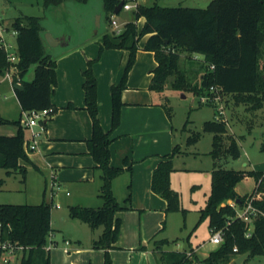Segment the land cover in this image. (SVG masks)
Instances as JSON below:
<instances>
[{"label": "trees", "instance_id": "1", "mask_svg": "<svg viewBox=\"0 0 264 264\" xmlns=\"http://www.w3.org/2000/svg\"><path fill=\"white\" fill-rule=\"evenodd\" d=\"M64 1L67 0H44V7L47 9ZM120 1L103 0V17L109 22ZM141 16L145 17V22L139 31L136 19ZM12 29L17 30L18 68L24 85L23 89L15 88L22 110L50 107L54 115L57 107L52 102V94L57 84V61L46 49L42 17L31 15L25 20L17 17ZM145 34L148 37L144 47L154 52L157 61L152 70V90L165 91L172 78V89L191 90L199 96L215 84L220 85L226 95L240 97L241 101L249 103L254 109L264 105V0H211L206 7L162 6L156 1L152 4L141 3L135 10V20L125 22L121 32H104L99 55L90 59L83 70L85 106L93 121L88 147L102 170L100 197L103 203L96 207L70 205L69 214L94 228L103 226L102 233L93 245L106 249L105 264H113L109 249L122 233L121 218L116 213L128 208L131 198L129 195L122 203L113 192V179L124 171V167L110 162L111 134L121 122L122 91L127 86L128 72L135 61L138 42ZM106 48H124L130 52L121 81L111 87L113 111L108 131L104 130L99 117L98 79L93 70L94 62ZM183 54H187L193 63L196 61L193 59L194 54L204 56L203 72L197 83L192 81L189 70L182 65ZM32 65H35L34 77L29 80L25 74ZM8 66L6 53L0 49V75ZM165 99L164 107L171 115L167 106L169 98ZM0 123L18 126L14 135L0 134V168H5L7 174L20 173L24 180L26 168L20 164V160H28L29 157L25 145L26 129L21 123V116L8 119L0 114ZM226 124L213 118L203 125L204 131L214 133L211 150L214 167L211 192L206 205L200 210L199 222L207 218L210 227L225 229L224 240L210 251L203 264H238L233 260L238 255H264V216L253 218V233L247 237L245 232L248 223L235 217L236 210L228 202L235 200L239 206H243L248 195L240 194L236 186L243 179L253 177L258 183L257 197L253 203L264 211V172L225 166L228 160L236 159L241 154L235 138H231L225 146L222 135L227 130ZM200 136L199 131L192 133L187 137V144L198 140ZM181 152L182 146L176 144L153 172L152 187L167 199V211L185 212L180 204L179 192L170 184V175L174 170L173 156ZM2 183L3 179L0 185ZM51 211L52 204L45 201L38 204H0V223L4 236L24 246L20 264H51L50 250L46 248L53 230ZM168 242L167 238L154 239L156 248ZM234 246L238 247L237 252L233 250ZM161 254L167 264H188L192 260L186 251L161 250Z\"/></svg>", "mask_w": 264, "mask_h": 264}, {"label": "rangeland", "instance_id": "2", "mask_svg": "<svg viewBox=\"0 0 264 264\" xmlns=\"http://www.w3.org/2000/svg\"><path fill=\"white\" fill-rule=\"evenodd\" d=\"M155 1L162 6L189 7H206L211 2V0H141L142 3L146 4H152ZM96 9H99V12L97 11L96 13ZM135 10V8L123 9L119 13H115L117 21L122 24L121 27H123V23L135 20ZM0 12L4 21H8L7 25L4 23L9 27L10 31L12 28L8 24H11L10 22L15 18L20 17L25 20L27 16L36 15L42 16L43 22L48 26L61 23L65 29L64 31L67 32L66 36L76 39L80 33H87L90 25L94 26L96 24L97 15L103 12V7L102 0H91L88 2L67 0V2L49 7V9H45L44 0H8L7 2L0 0ZM144 21V16L136 19L139 31L142 30ZM101 22V28L97 32L98 39L104 32L115 31L113 25L105 17H101ZM95 30L96 26L93 28V32L96 34ZM10 31L8 37L16 46L17 36L16 34H11ZM146 38V34L142 35L138 42L135 61L129 69L128 76L130 72H136L138 69H145L146 72H149L155 64L153 51L144 47ZM90 45L99 53V47L96 42H92ZM88 47L87 49H89ZM126 52L129 53L128 50ZM193 59L196 60L194 63L190 61V58L184 57L182 65L188 68L192 81L197 83L203 72L204 56L194 54ZM34 68L35 65H32L28 69L25 74L26 79L30 80L33 78ZM171 79L167 84L164 95L169 98L167 106H169L170 117L174 125L175 140L182 144L183 152L180 155H176L175 166L177 169L171 173L172 176L170 175V184L172 181L171 186L178 190L180 204L185 209V212L183 210L168 211L164 219V227L158 233L157 238L159 240L163 237L169 238V242L162 245L164 250L191 252L193 257L191 262L188 263L191 264L197 258L195 256L196 250H198L197 254L199 256L204 257L219 245L209 240L211 237L209 219L206 218L199 222L200 210L206 205L211 192L212 170L214 167V159L211 155L214 133L204 131L203 125L205 121L215 118V107L212 104L200 103L199 96L191 90L172 89ZM165 100L163 99L162 101L165 102ZM225 103L228 123L226 124L227 130L222 135L224 144L226 146L231 138H235L239 143L241 152L238 158L228 160L225 166L235 169H255L264 172V105L254 109L250 107L249 103L241 101L240 97L233 94L226 95ZM0 112L3 116L12 119H17L21 112L15 89L13 85H9L7 82L0 84ZM50 122L51 119H48L46 129L38 139L37 148H29L30 152H37L31 156L30 160L26 161L25 183L21 181V174L7 175L6 170L0 168V179L4 180L3 184L0 185V204L52 202V231L54 233L53 237L57 238L58 243L51 248L50 261L51 264H54L55 258L57 264H59L60 259H62V248L68 252L70 243L78 245L91 243L93 236L97 237L102 233L103 226L94 228L69 214V204L75 201V197L82 191L93 190L94 184L81 183L77 180L64 181L63 177H61L62 174H71L72 176V174H77L82 169L75 167V158L71 154L64 153L63 155L67 164L65 167H59L52 161L57 158L53 153H49L45 157L42 156L44 149L41 140L48 130ZM24 128L26 129V127ZM15 131L16 125L0 123V133L8 134V132ZM198 131L201 132L200 138L187 144V137ZM28 135L29 131L26 129V137ZM57 142L60 147L66 146L68 149L72 143L64 140H57ZM244 161L247 165H244ZM247 178L249 179L245 178L237 184L242 195L246 191L247 195H250L255 193L257 189V185H255L256 179L253 177ZM116 184L114 191L119 200L123 201L121 185H119V182ZM84 185L86 186L83 189ZM56 200L60 202L59 207L55 205ZM122 203H125V200ZM68 237L72 238L73 241L66 240ZM71 258L73 260L70 261V264H76V262L77 264H85L83 256H81L82 261L80 258L75 261V254H72ZM259 258H261L262 262L259 261ZM253 259L255 260L253 261ZM250 260L252 264H263L264 257L257 255L256 257H251ZM20 261L21 256L19 258L13 257L9 263L2 261L0 264H20Z\"/></svg>", "mask_w": 264, "mask_h": 264}, {"label": "crops", "instance_id": "3", "mask_svg": "<svg viewBox=\"0 0 264 264\" xmlns=\"http://www.w3.org/2000/svg\"><path fill=\"white\" fill-rule=\"evenodd\" d=\"M7 1L8 0H5V2ZM73 1L79 2L77 0ZM88 1L91 0H87L86 2ZM47 9H49V7ZM95 11L97 13L99 9ZM100 15L102 17L103 12H101ZM14 20L10 22L11 24H8L11 25V28ZM4 22L7 25L8 21ZM42 24L44 27L43 36L46 49L57 61V84L52 96V102L54 106L57 107V112L50 118L51 122L50 125H48V130L41 140L44 152L43 154L42 152L40 153L44 157L49 153L55 154L57 158L52 161L59 167H65L67 165L63 157L64 153L71 154L75 158V167L82 169L77 174H72V176L71 174H62L61 172V177H63L64 181L77 180L81 183L94 184L93 190H86L87 192L82 191L75 197V201L71 202L69 206L74 204L95 207L100 206L103 203L100 197L102 170L97 166V162L90 154L88 147V140L92 137L93 133V121L85 106V77L83 75V70L88 66V61L90 59H94L99 55L90 44L96 42L100 49L102 36L98 39L97 32L95 31L96 34L93 32V28L96 24H94V26L90 25V29L87 33H80L76 39L66 36L67 32L64 31L65 29L61 23L48 26L43 22L42 17ZM100 28L101 25L98 30H100ZM47 31H50L55 37L60 39L61 42L57 45H50L45 38V33ZM87 47L89 49H87ZM126 50L127 49L124 48H106L102 51L103 53L101 52V55L93 64V70L98 79L99 117L105 131H108L112 124L113 103L111 87L122 79L130 55V52L127 53ZM184 57H187V54H183L182 62ZM156 65L157 61L155 58V64L149 72H146L145 69H138L136 72H130L127 78V86L122 91L123 106L121 111V122L111 134L110 162L112 165L124 167V171L113 179V192L119 202H124V200L131 195L129 201L130 206L118 210L116 213V216L121 218L122 233L114 246L109 249L114 264H167L162 259L161 250L163 246H161V248H156L153 240L159 239L157 235L164 227V219L168 212V201L164 196L153 189L152 177L155 168L162 160L166 159V156L172 152L174 146L176 144L182 146V144L175 140L172 118L166 111L164 102L162 101L163 99L165 100L166 97L164 91L156 92L150 88L153 75L152 70ZM2 82H7L9 85H12L8 80H2L0 75V84H2ZM20 109L21 115L23 111L21 104ZM3 117L12 119L6 116ZM17 131L18 126L16 125L15 132L0 134L14 135ZM57 140L71 141L72 143L69 145L68 149L66 146L60 147ZM27 151L28 160L37 152H30L28 147ZM176 155H180V153ZM176 155L173 156V171L177 169L175 166ZM26 161L25 159H21L20 164L24 166L27 171ZM244 165H247L245 161ZM12 174L16 175L20 173ZM21 181L23 183L26 182V175L24 180L21 175ZM117 182H119L123 190V201L119 200L114 191ZM255 185H257V181ZM85 186L86 185L82 188L84 189ZM172 188L178 191L176 188ZM237 191L242 194L238 185ZM243 194H247V191L243 192ZM230 201L231 200H228L229 203ZM55 203L60 204L59 200H56ZM51 232L53 237L54 233L53 231ZM99 236H93L92 242L87 245L70 243L68 252L62 248V259H60L59 264H70V261L73 260V258H71L72 254H75V261L77 258L81 259V256H83L85 264H104L106 249L96 248L92 245L93 241ZM52 239L55 244L58 243L57 238L53 237ZM66 240L70 242L73 241L70 237L66 238ZM78 242H80V240H78ZM197 252L198 250H196L195 253L197 258H195L191 264H203L204 258L210 253L201 257ZM20 256L21 253L19 252L14 257L19 258ZM238 256L234 257L233 260H236ZM262 256L264 257V255ZM250 258L251 257H246L241 264H252V259L250 260ZM254 260L255 259H253V261ZM259 261L262 262L261 258H259ZM54 264H57L55 258Z\"/></svg>", "mask_w": 264, "mask_h": 264}, {"label": "built area", "instance_id": "4", "mask_svg": "<svg viewBox=\"0 0 264 264\" xmlns=\"http://www.w3.org/2000/svg\"><path fill=\"white\" fill-rule=\"evenodd\" d=\"M134 2V3H132ZM141 0H123L122 9H137L141 4ZM110 23L113 25L116 32H121L124 28L121 23H119L115 17V13L112 14ZM9 28L5 25L3 16L0 12V49L6 53L7 61L9 66L4 70L1 75L2 80H8L14 87L15 83H22V76L20 75L18 63L20 61V56L18 53L17 45L15 46L13 42L9 39ZM11 34H17L16 29H11ZM214 65H211L213 67ZM15 89V87H14ZM226 94L220 85H211L208 91L204 94L199 95L200 103L212 104L215 107V119L218 121H224L228 123V118L226 117ZM53 116L52 108L44 107L41 109H31L23 110L21 113V123L29 131V135L26 137V146L30 149L37 148V142L39 137L46 129V123L48 119ZM39 127V128H37ZM258 185V183H257ZM257 197V189L255 193H251L247 196L243 206H239L237 201L231 200L230 205H232L236 210L235 217L240 218L248 223L245 235L247 237L252 236L254 224L253 218L258 215L264 216V211L259 209L253 203L254 199ZM57 207L60 206L59 203H55ZM0 223V262L9 263L14 256L19 252L23 253L24 246L19 244L17 241L5 237ZM211 237L210 241L216 244H220L224 240L225 229L210 227ZM52 232H50L48 237V243L46 245L47 249H51L55 244L52 239ZM233 250L238 251V247L234 246ZM187 255L192 258V253L187 252Z\"/></svg>", "mask_w": 264, "mask_h": 264}, {"label": "water", "instance_id": "5", "mask_svg": "<svg viewBox=\"0 0 264 264\" xmlns=\"http://www.w3.org/2000/svg\"><path fill=\"white\" fill-rule=\"evenodd\" d=\"M122 6H123V0H121V1L116 5V7H115V9H114V13H119V12L121 11V9H122ZM100 25H101V15L99 14V15H97V18H96V30H95L96 32H98V29H99ZM45 38H46L47 42H48L50 45H57V44H59V43L61 42V40L58 39L57 37H55L50 31H47V32L45 33ZM14 87H15L16 89H23V88H24V85H23L22 83H15V84H14ZM248 255H249V253H244V254L239 255V256L237 257V259H236V262H237L238 264H241L242 261H243L244 259H246V257H248Z\"/></svg>", "mask_w": 264, "mask_h": 264}]
</instances>
